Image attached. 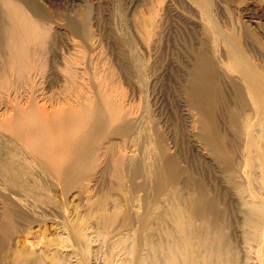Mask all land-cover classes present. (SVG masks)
<instances>
[{
	"label": "rangeland",
	"instance_id": "rangeland-1",
	"mask_svg": "<svg viewBox=\"0 0 264 264\" xmlns=\"http://www.w3.org/2000/svg\"><path fill=\"white\" fill-rule=\"evenodd\" d=\"M34 1L42 11L41 15L35 14L25 0H0L1 25L7 21L1 6L3 3L14 4L21 9L20 17L34 24L38 34L30 44L33 51L30 49L25 54L30 57L5 55L8 50L4 48L7 53H3L5 46L0 41V46L3 44L2 51L0 48L3 53H0V136L4 135L0 140L9 137L8 143L11 142L14 149L4 148L8 155L19 149L20 155L10 153L12 160L6 157L10 162L14 160L13 156H16L15 162L19 159V163L14 164H18L15 166L18 170L9 163L16 176L22 175V179L17 181L16 178L17 186H14L19 188L26 180L28 186L32 180L37 181L32 183V188L27 184L20 186L24 194L18 189L19 196L15 193L16 187L7 188L5 179L8 178L5 177L9 175L3 174L0 178V193H9L12 199H8V203V196H0V264H183L186 263L184 255H179L176 250L177 245L178 249L182 247L178 243L172 245L178 242L172 240L177 236L176 232L184 231L181 228L177 231L176 226L174 229V218L184 219L183 227L190 229H182L193 233H190L191 251L182 248L183 254H189L190 258L186 260L189 264H264V0H210L209 23L226 35L218 40L212 37L210 24L204 19L206 14L202 5L208 0ZM74 27L79 31L76 32ZM122 33L129 37L130 44L123 39ZM232 46L248 66L259 70L261 85L257 90L242 80L239 72L228 69L226 62ZM134 54L139 63L133 59ZM23 63L35 69L29 71L31 69ZM199 67L204 72V94L200 92L197 95L200 100H195L190 95V87L192 76ZM33 106L40 111L45 107L44 111H52V119L58 116V120H51L52 114L47 119L43 116L46 112L42 114L43 110L40 112ZM63 111L65 116L60 115ZM66 114L67 117L71 115L69 119L73 121L79 117L78 123L82 119L86 127L79 126L87 132V127L99 116L107 124L106 130L111 132L106 131L105 138L112 136L103 138L101 148L98 147L102 160L98 159L100 163L96 168L91 166L94 168L87 171L90 173L85 178L90 182L83 177L81 182L67 185L54 163L49 162L54 169L49 163L46 164L49 167L45 166L49 160H44L47 156H43L44 148H55L58 142L62 148L67 144L61 143L62 134L66 131L64 135L70 136L69 128L77 124L71 123L72 120H69L70 124L64 123L68 121V118L64 120ZM140 119L145 122L146 128L142 125L141 129L146 132V144H149L146 159L159 160L158 167L161 168L158 170L162 176L157 172L159 177L156 175L155 180L150 178L151 181L127 175L122 165L127 159L138 156L141 140L136 127ZM51 121L56 129L52 123L50 126ZM57 121L68 131L59 130L61 126ZM125 121L130 122L131 131L127 136L116 134L114 130ZM35 122L40 125L36 126ZM79 126H75L77 131ZM50 127L53 131L48 130ZM50 132L57 138L62 135L61 140L57 142ZM59 132L62 134H57ZM84 132L73 134L80 137L87 133ZM68 136L64 141L70 138ZM52 137L56 144L50 146L55 143ZM3 141H0L1 147L10 146ZM104 152H107L105 156ZM118 158H122V164L118 163ZM43 160L44 165L41 164ZM30 163H35L37 167L32 166L39 170ZM19 164H23L21 169ZM15 169L19 173L24 171L20 175ZM28 169L36 175L39 172L42 181ZM1 180L6 184L3 185ZM152 181L159 186L153 185ZM149 182L152 183L149 185ZM143 185L146 187H141ZM148 185L151 189L156 186L153 190L157 192L149 193L152 190L148 192ZM24 187L31 188H26L30 195L26 191V196ZM142 188H147L149 195ZM14 193L20 198L16 199ZM35 194H40L37 196L40 199ZM31 195H35L39 204ZM144 195L151 197L149 200L155 205L150 202L148 205L146 201L145 207L144 201L148 199ZM21 198L24 201H20ZM28 199H31L30 203ZM19 201L28 204L26 206L33 203L29 208ZM96 201H102L98 202L100 206ZM38 207L42 208H39V214ZM183 211L185 216H182ZM173 230L174 238H171ZM188 232L185 235L188 236ZM89 235L97 240L91 239V242ZM101 240H107L114 248L118 245L117 250L122 253L110 261L105 242ZM168 242L174 248H170ZM172 248H176L173 250L177 253L176 259ZM167 253L173 255L167 256ZM177 255L183 257V262H178L182 259ZM135 257L140 263L135 262Z\"/></svg>",
	"mask_w": 264,
	"mask_h": 264
},
{
	"label": "bare ground",
	"instance_id": "bare-ground-1",
	"mask_svg": "<svg viewBox=\"0 0 264 264\" xmlns=\"http://www.w3.org/2000/svg\"><path fill=\"white\" fill-rule=\"evenodd\" d=\"M207 1V0H206ZM25 2H26V4H27V6L35 13V14H37V15H41L42 14V11H41V9L37 6V4L35 3V1L34 0H25ZM3 3V2H2ZM212 3H213V1H212ZM1 4V3H0ZM1 8H3V9H1V10H3V11H1V13L3 12V17L7 20V21H1L2 22V25L0 24V38L2 39H0V41H3L4 42V46L5 47H3V44L1 45L2 47H3V49L4 48H6V50H8L7 52H6V50L4 49V51L5 52H3V53H7V54H5V55H8L9 53H13V57H14V54H17L16 56L18 57V54H20V55H23L22 57H30L29 56V51H31L30 49H32V51H33V48H32V46L30 47V44L31 43H33V41H34V39H36L38 36V34H37V29H36V27H35V25L33 24V25H31V24H29L28 22H27V20H26V18H24V17H20V13H21V9L20 8H18L16 5H14V4H11V5H7V4H4L3 3V6H1ZM200 8H201V5H200ZM202 9H203V13H205L206 15H204V19L207 21V23H209V18H208V12H210L209 11V9H210V0H208L207 2H205V4H203L202 5ZM210 15V14H209ZM2 17V16H1ZM0 17V18H1ZM4 18H2V19H4ZM4 19V20H5ZM207 23H206V25H207ZM4 24V25H3ZM210 24V31H212L211 32V35H212V37L214 38V39H221V38H223V37H225L226 35L225 34H222L221 32H219V29H217V27L215 26V25H212L211 24V22L209 23ZM208 24V25H209ZM77 27V26H76ZM76 27H74L75 29H76ZM209 27V26H208ZM79 28H77L75 31L76 32H78L79 30H78ZM209 29V28H208ZM123 34V33H122ZM121 34V35H122ZM123 39L126 41V42H128L129 44H130V40H129V37L124 33L123 35ZM2 43V42H1ZM0 46V48H1V51H2V47ZM236 48H234L233 46H232V48L229 50V55H230V58H229V60L226 62V65L229 67H227L230 71L232 70H235V71H237V72H239V74H241L242 76H241V78H242V80L244 79L245 81H246V83L247 84H251L252 86H253V89L254 90H257L259 87H260V85H259V83L261 82L260 81V77H259V75L258 74H260V72H259V70H254L252 67H250V66H248L246 63H245V60L243 59V57L241 56V55H238L237 53H236ZM0 51V53H2ZM28 51V55L26 56L25 54H26V52ZM238 52V51H237ZM2 53V54H3ZM34 53V52H33ZM10 55V54H9ZM20 55H19V57H20ZM8 57V56H7ZM133 57V59L135 60V61H137L136 60V58L137 57H135V54L132 56ZM10 58H12V56L11 57H9V59ZM21 59V58H20ZM23 59V58H22ZM28 59V58H27ZM13 60V59H12ZM16 60H18V58L16 59ZM21 61V60H20ZM18 62V61H17ZM17 62H15L14 64H16ZM21 62H23V61H21ZM138 62V61H137ZM10 63V62H9ZM8 63V64H9ZM13 63V62H12ZM31 63V62H30ZM139 63V62H138ZM20 64V63H19ZM27 65V63H23V65ZM17 65H18V63H17ZM21 65V64H20ZM24 65V66H25ZM226 65H224V66H226ZM19 66V65H18ZM22 66V65H21ZM28 66V65H27ZM27 66H26V68H27ZM34 66V65H33ZM24 68V67H23ZM28 68H30V66H28ZM27 68V69H28ZM32 68V67H31ZM30 68V69H31ZM14 69H16V68H14ZM19 69H20V66H19ZM22 69V68H21ZM35 69V68H34ZM33 69V70H34ZM26 70V69H25ZM32 69L31 70H29V71H33ZM28 72V71H27ZM259 72V73H258ZM203 70H202V68L201 67H199V68H197V70H196V73L192 76V79H191V87H190V95H191V97L192 98H194L195 100H200L199 98H198V94L200 93V92H202L203 91V89H204V78H203ZM263 74V73H262ZM233 75V74H232ZM231 75V76H232ZM236 76V75H235ZM263 78H264V76H263ZM244 81V82H245ZM264 82V81H263ZM245 83V84H246ZM202 94H204L203 92H202ZM76 96V95H75ZM74 96V97H75ZM78 96V95H77ZM31 97V96H30ZM28 98H29V95H28ZM32 98V97H31ZM30 99V98H29ZM33 99V98H32ZM75 99H76V97H75ZM78 99V98H77ZM86 99V98H85ZM34 100V99H33ZM32 100V101H33ZM65 100H66V97H65ZM79 101H80V99H79ZM65 102V101H64ZM74 102H75V100H74ZM27 103H28V101H27ZM67 103V102H66ZM71 103V102H70ZM78 103L79 102H77V105H78ZM26 104V103H25ZM29 104H30V102H29ZM33 104V103H32ZM61 104V103H60ZM72 104V103H71ZM35 105L37 106V104L35 103ZM57 105V104H56ZM62 105V104H61ZM75 105V104H74ZM30 106V105H29ZM42 106H44V104L42 105ZM63 106V105H62ZM62 106H58V107H62ZM70 106H73V105H70ZM26 107H27V104H26ZM37 107H40V106H37ZM23 108V107H22ZM29 108V107H28ZM47 108V107H46ZM66 108H67V106H66ZM65 108V109H66ZM74 108V107H73ZM23 109H25V107L23 108ZM33 109H35V107L33 106ZM36 109H39L38 111H40V108H36ZM35 109V110H36ZM42 110H43V112H42V110L40 111V112H42V114L43 113H45L46 112V114H44L43 116H47L46 118L47 119H50L49 118V116L52 114V111H50V110H48V111H50L51 113H49V112H47V110L46 111H44L45 110V107H43V108H41ZM56 109V108H55ZM58 109V108H57ZM72 108H70V110H71ZM75 109V108H74ZM17 110H20V109H17ZM26 110V109H25ZM29 110V109H28ZM31 110V109H30ZM53 110V109H52ZM58 110H60V108L58 109ZM68 110V109H67ZM67 110H65L66 112H69V111H67ZM77 110V109H76ZM27 111V110H26ZM33 112H34V110H32ZM57 111V110H56ZM60 111H62V108H61V110ZM59 111V112H60ZM74 111V110H73ZM78 111V110H77ZM20 112H21V110H20ZM37 112V111H36ZM55 112V111H54ZM17 113H19V111L17 112ZM35 113V112H34ZM47 113H49V115H47ZM63 114H60V115H64V111L62 112ZM70 113V112H69ZM74 113H75V111H74ZM22 114V113H21ZM31 114H32V112H31ZM39 114V113H38ZM41 114V115H42ZM68 114V113H67ZM67 114H66V117H64V120L65 119H67L68 118V121L67 122H64V123H68L69 122V124H70V121L69 120H72V122L71 123H73V122H77L78 120H76V119H78V118H76L75 119V121H73V119H71L72 117H71V115L69 116V117H71L70 119H69V117H67ZM71 114L73 115V113H72V110H71ZM77 114V113H76ZM75 114V115H76ZM25 115V114H24ZM35 115V114H34ZM40 115V116H41ZM55 115H57V113L56 114H54V116ZM60 115H59V117H60ZM15 116V115H14ZM36 116V115H35ZM39 116V117H40ZM12 117H13V114H12ZM24 117V116H23ZM22 117V118H23ZM38 117V118H39ZM52 117H53V114H52V116H51V120H53V121H55V120H58V116L56 117L55 116V118H57V119H55V118H53L52 119ZM76 117V116H75ZM21 118V117H20ZM37 118V117H36ZM41 118H43V117H41ZM46 118L44 117L43 118V120H46ZM61 118V117H60ZM74 118V117H73ZM13 119H14V117H13ZM55 119V120H54ZM10 120H12L11 118H10ZM60 120V119H59ZM63 120V118H61V120L60 121H62ZM63 120V121H64ZM124 120H126V119H124ZM124 120H123V122H124ZM39 121H40V118H39ZM48 121V120H47ZM50 121V120H49ZM63 121L61 122V123H63ZM82 121V119H79V123L77 122V124H78V126L79 125H81L82 127H86V125L84 124H82L83 123V121ZM85 121V120H84ZM127 121V120H126ZM125 121V122H126ZM43 122H45V121H43ZM58 122V121H57ZM57 122H56V124H57ZM35 123H37L38 124V122H35ZM49 123V122H48ZM51 123H52V126H54L53 125V122L51 121L49 124H50V126H51ZM81 123V124H80ZM105 122H103L102 120H101V117H99V116H97L96 118H95V120H94V123L93 124H90L88 127H87V130H88V132L87 131H85L86 130V128L85 129H82L81 130V126H79V131H77L78 130V127H76L75 128V126L77 125V124H75V126L73 127V126H71V128H69L70 127V125L69 124H66V126L69 128V131H70V133L71 134H73V133H75L74 131L76 130V135L78 134L77 132H87L86 134H85V132H84V134L85 135H83V133H82V135L83 136H80L79 137V135L78 136H76L75 134H73V135H75V137L74 136H72L71 134H70V136H68L67 134L66 135H64L65 133H67L66 131L64 132L63 130H67L68 131V129H64L63 128V126H62V124L61 125H59L60 123L58 122V126H61L60 128H59V130L60 129H63L62 131L64 132L63 134H62V132H59V133H57V134H59L60 135V133L63 135H61L62 137H63V142H61V143H67V144H65V145H63V147L61 148V145H59L60 143L58 142V139L59 138H61V136L60 137H56V136H54L55 134H54V132L52 133V132H50V133H52V135L51 136H54V137H56L55 139H57V144H56V140H54V137H52L53 138V140H52V138H50V140H52V142H55V143H51L50 141H49V139H48V141H49V145H50V143H51V145L50 146H52V145H54V144H56L59 148L57 149V146L54 148H52V149H49L48 148V150L46 149V148H44L45 149V151H44V149L42 150V152L44 151L45 152V154H43V153H41V154H43V156L44 155H46L47 154V156L46 157H48V159L46 158H44V157H42V158H44V160H49V161H46L47 163H45V166H46V164H48L50 161H51V163L54 165V167L56 168H58V169H60V171H61V177L60 178H62L61 180H63V182H66V184L67 185H69L68 183H70V185H71V183H74V182H78L80 179L82 180V178L84 177L85 178V176L87 177V175L86 174H89L87 171L90 169V168H94V167H91V166H95V168H96V166L98 165V163H100V161L102 160H100V157H99V155H98V152H99V150H98V147L99 148H101L100 147V145H101V141H104L106 138H109V137H111L112 135H107L108 137H106L105 138V133H106V129H108L106 126H107V124L105 125L104 124ZM47 124V123H46ZM55 124V123H54ZM40 124H38V125H36V126H39ZM44 125V124H43ZM65 125V124H64ZM88 125V124H87ZM142 125H144V127H145V122H144V120L143 119H140L138 122H137V127H136V133L138 134L137 136H139L138 138H139V140H141L140 141V144H139V153L137 154L138 156L135 158V159H127L126 160V162L125 163H121V159L120 158H118L119 159V161H118V159H116L117 161H118V163L120 164H122L123 165V169H124V173H127V175H129V176H132L133 178H138V177H141V178H149V181H151V179L150 178H153V177H155L156 175H157V172H159V175H161L160 174V170H158V169H161L160 167H158V164H159V160L157 161V162H155V160L156 159H154V161L153 160H148V159H146V156H148V153L146 154V156H145V152H147L146 150H148L147 149V145H149V144H146V142H148V140L146 141V137H145V133H143V131H142V129H141V126ZM56 126V125H55ZM54 126V128L56 129V127ZM66 126H64V127H66ZM118 126H120V127H118ZM117 127V129H115L114 130V132L116 133V134H118V133H120V135L122 134L123 136H127L128 135V133H129V131H131V126H130V122H126V123H124V125L122 124V125H118ZM43 127V126H42ZM42 127H40V128H42ZM46 127H47V125H46ZM46 127H44V128H46ZM66 127V128H67ZM39 128V127H38ZM53 128V127H52ZM52 128L50 127V128H48V130H51V131H53L52 130ZM73 128V129H72ZM146 128V127H145ZM27 129H28V127H27ZM29 129H30V126H29ZM54 129V131H56ZM75 129V130H74ZM30 130H32V128L30 129ZM44 130V129H43ZM58 130V131H59ZM109 130H111V129H109ZM143 130H145L144 128H143ZM12 131V130H11ZM15 131V130H14ZM27 131V130H26ZM45 132H46V130H44ZM73 131V132H72ZM112 131V130H111ZM147 131V130H146ZM13 132V131H12ZM19 132V131H18ZM33 132H34V130H33ZM32 132V134L34 135V133ZM36 132H38L37 130H36ZM40 132H41V130H40ZM57 132V131H56ZM113 132V133H114ZM16 133H17V131H16ZM107 133H109V131H107ZM114 133V134H115ZM125 135H124V134ZM15 134V133H14ZM18 134V133H17ZM20 134V133H19ZM23 134V133H22ZM31 134V133H30ZM44 134V133H43ZM42 134V135H43ZM47 134V133H46ZM68 134H69V132H68ZM80 135H81V133H79ZM109 134H111V132L109 133ZM127 134V135H126ZM38 135V134H37ZM50 135V134H49ZM48 135V136H49ZM119 135V134H118ZM4 136V135H3ZM3 136L1 137L0 136V138H3ZM15 136V135H14ZM22 136V135H21ZM58 136V135H57ZM66 136H68V137H70V138H68V139H66V141H64L65 140V138H67ZM72 136V137H71ZM146 136H147V134H146ZM7 137L8 136H6V140H4L3 141V139H1L0 141H3V142H5V141H7V143H8V141L9 140H7ZM24 137V136H23ZM45 137H47V136H45ZM65 137V138H64ZM9 138V137H8ZM18 138V137H17ZM32 138V137H31ZM103 138H105L104 140H102ZM110 139V138H109ZM40 140V139H39ZM44 140V139H43ZM59 140H61V139H59ZM67 140H68V142H67ZM12 141V140H11ZM46 141V140H45ZM44 141V142H45ZM35 142V141H34ZM47 142V141H46ZM45 142V143H46ZM0 143H2V142H0ZM6 143V142H5ZM4 143V144H5ZM7 143H6V145H7ZM11 143V142H10ZM10 143H8V145H10V146H2L1 147V145L2 144H0V170H2V174H0V178L2 179V175L4 174L5 176L6 175H9V177H5V178H8V179H5V181L7 182V184H8V187L7 188H9L11 185H13L12 187H16L17 186V183L15 184V180H16V178H17V181H18V179H20L21 178V171H24L25 170V168L27 167V166H25V168H24V170H20L21 169V167H23L21 164H19V167L18 168H20L19 170H20V173L17 171L18 169H17V167H15V166H17V165H14V164H16L17 162H18V160L16 159V162H15V158L14 157H16V156H13V161L12 162H15V163H12V162H10V160L9 159H7L6 157H12V156H10L11 154V152L13 151H11L10 153L9 152H7V153H9V155L8 154H6V152L4 151V148H7L8 150H9V148L12 146V144H10ZM48 143V142H47ZM14 145V144H13ZM32 145V144H31ZM103 145V144H102ZM15 146V145H14ZM45 146V145H44ZM66 146V147H65ZM16 147V146H15ZM33 147H35V146H33ZM32 147V148H33ZM37 147V146H36ZM47 147V146H46ZM49 147V146H48ZM11 148H13V147H11ZM17 148V147H16ZM51 148V147H50ZM103 148H105V147H103ZM14 149V148H13ZM22 149V148H21ZM108 149V148H107ZM6 150V149H5ZM11 150V149H10ZM17 150V149H16ZM35 150V149H34ZM39 150V149H38ZM38 150L36 151V152H38ZM41 150V149H40ZM104 150V149H103ZM102 150V151H103ZM106 150V149H105ZM7 151V150H6ZM18 151H19V149H18ZM18 151H16L17 153H18ZM107 151V150H106ZM13 152H15V151H13ZM15 152V153H16ZM100 152H101V150H100ZM108 152V151H107ZM107 152H104V156H105V154L107 153ZM17 153L15 154V155H17ZM33 153V152H32ZM13 154V153H12ZM19 155H20V153H18ZM64 154V157H61L62 155ZM103 154V153H102ZM108 154H110V151L108 152ZM6 155H8V156H6ZM18 155V156H19ZM37 155V154H36ZM38 156V155H37ZM103 156V157H104ZM109 156V155H108ZM24 156H22V158H23ZM110 157V156H109ZM20 158V157H19ZM22 158L20 159V160H22ZM102 158V157H101ZM149 158H152V157H149ZM156 158H159V156L158 157H156ZM25 158H23V160H24ZM100 161H99V160ZM107 159V158H106ZM9 160V161H8ZM11 160H12V158H11ZM43 160V163H41V164H43L44 165V161ZM98 160V161H97ZM25 161H27V159H25ZM111 161H112V159H111ZM111 161L109 160L108 162H110L111 163ZM114 161V160H113ZM27 162H29V161H27ZM27 162L25 163L24 161H23V163H25V164H27ZM95 162L97 163V164H95ZM9 163H11V164H13L12 165V167H14V168H16L15 169V171H17V173L18 174H20L21 176H16V172H13L14 170L11 168V166H9L10 164ZM19 163V162H18ZM39 163H40V160H39ZM51 163H49L50 164V166H51V169L53 168L52 166L53 165H51ZM109 163V164H110ZM157 163V164H156ZM24 164V165H25ZM29 164V163H28ZM31 164V166H32V164L33 163H30ZM93 164V165H92ZM105 164V163H104ZM21 165V166H20ZM33 165H35V163L33 164ZM40 165V164H39ZM36 167H37V165H35ZM30 166H28L27 168H29ZM33 168H34V166H32ZM34 168V169H36V171H38L39 169L38 168ZM46 167H49V166H46ZM122 167V166H121ZM4 170H3V169ZM26 168V169H27ZM98 168V167H97ZM12 169V170H11ZM23 169V168H22ZM30 169H31V167H30ZM38 169V170H37ZM54 169V168H53ZM122 169V168H121ZM122 169V170H123ZM33 170V169H32ZM56 170V171H55ZM54 171L56 172V173H59V172H57L58 170L57 169H55ZM91 170H93L92 172L94 173V171L96 170H94V169H91ZM158 170V171H157ZM27 171H30L29 169L27 170ZM35 171V170H34ZM53 171V170H52ZM30 172H32V171H30ZM96 172V171H95ZM25 173H26V171H25ZM28 173V172H27ZM33 173V175H36V174H34V172H32ZM37 173V172H36ZM39 173V172H38ZM38 173H37V175H36V177L37 178H40L41 179V177L40 176H38ZM93 173H91V177H92V175H93ZM102 173V172H101ZM123 173V174H124ZM50 174V173H49ZM28 175V174H27ZM29 175H31L30 173H29ZM28 175V176H29ZM125 175V174H124ZM126 175V176H127ZM159 175H157V177H159ZM24 176H25V174H24ZM42 176V175H41ZM57 176V177H58ZM162 176V175H161ZM161 176H160V178H161ZM19 177V178H18ZM32 177V176H31ZM30 177V178H31ZM34 177V176H33ZM89 177V179L91 178L90 176H88ZM93 177H94V175H93ZM92 177V178H93ZM100 177V176H99ZM157 177H156V179H157ZM159 178V179H160ZM22 179V178H21ZM23 179H26V177L25 178H23ZM33 179H35V177L33 178ZM46 179V178H45ZM86 179V178H85ZM129 180H131L130 178H128ZM154 179V178H153ZM152 179V180H153ZM37 180V179H36ZM60 180V179H59ZM87 180V181H86ZM86 180H83V181H86V182H90V181H88V178L86 179ZM90 180H92V179H90ZM155 180V179H154ZM153 180V181H154ZM2 181V180H1ZM20 181L21 180H19V183H20ZM27 181V180H26ZM26 181H24V182H21V183H24L23 185H21V184H19V188L18 187H16V192L15 193H19V192H17V190L18 189H20L21 187L20 186H25L26 184H25V182ZM39 181V180H38ZM40 181H42V179L40 180ZM94 181V180H93ZM152 181V182H153ZM157 181V180H156ZM3 182V185L4 184H6L4 181H2ZM28 182V181H27ZM29 182H31V181H29ZM33 182H35V180L33 181L32 180V182L31 183H29L30 185V187H31V185H32V183ZM37 182V181H36ZM35 182V183H36ZM61 182V181H60ZM79 182H81V181H79ZM131 182V181H130ZM152 182H149V185L152 183ZM155 182V181H154ZM153 182V185L155 184V183H157V182H155L154 183ZM159 183H161V182H159ZM14 184L16 185V186H14ZM143 184V183H142ZM1 185V184H0ZM2 185V186H3ZM85 185V184H84ZM148 185V192L150 191V189L151 188H149L150 186ZM153 185H151V186H153ZM155 185H157V184H155ZM162 185V184H161ZM6 186V185H5ZM4 186V187H5ZM26 186H28V184L26 185ZM28 186V187H29ZM35 186H37V184L36 185H34V187ZM86 186L88 187V185L86 184ZM157 186H159V185H157ZM12 187H11V189H12ZM32 187H33V185H32ZM31 187V188H32ZM141 187H146V185H143V186H141ZM156 186H154V187H152V191H150L149 193H153L155 190H153V188H155ZM0 188H2V187H0ZM25 189L27 188V187H24ZM31 188H27V189H31ZM159 188V187H158ZM10 189V188H9ZM9 189H8V191H9ZM22 189H23V187H22ZM22 189H20L21 191H20V193L23 191ZM27 189L26 190H24L25 191V194H26V191H27ZM147 189V188H146ZM146 189H144L145 190V193L147 192L146 191ZM155 189H157V187L155 188ZM3 190H6L5 188H3ZM33 190V189H32ZM36 190V189H35ZM41 190V189H40ZM142 190H143V188H142ZM144 190H143V192H144ZM1 192H2V190H0ZM7 191V190H6ZM6 191H5V193H6ZM7 191V192H8ZM19 191V190H18ZM30 191V190H29ZM29 191H27L28 192V194H29ZM160 191V190H159ZM9 192H13V191H9ZM35 192V191H34ZM33 192V193H34ZM147 192V193H148ZM157 191H155V193H156ZM15 193H14V195H15ZM18 194L19 196L22 194ZM32 193V192H31ZM39 193V192H38ZM149 193L148 194H146V195H149ZM155 193H153V194H155ZM3 194H4V191H3ZM3 194H1L0 193V196L1 195H3ZM23 194H24V192H23ZM22 194V195H23ZM37 194V193H36ZM35 194V195H36ZM4 195H6V194H4ZM9 195V193L6 195V196H3V197H7ZM13 195V196H14ZM30 195V194H29ZM34 195V196H35ZM38 195H40V194H38ZM38 195H36V197L38 196ZM146 195H144V196H146ZM151 195V194H150ZM10 196L12 197V194H10ZM26 196H28L27 194H26ZM32 196V195H31ZM31 196H30V198H31ZM34 196H32V197H34ZM143 196V197H144ZM153 196H155V195H153ZM157 196V195H156ZM2 197V196H1ZM9 197V196H8ZM15 197H17L16 199H18V198H20V197H18L17 195H15ZM22 197V196H21ZM36 197H34V200L37 202V200H36ZM147 197V199L149 200V199H151V197L150 198H148V196H146ZM8 199L10 200L11 198L9 197V198H7V200L6 201H8ZM26 200H27V197L25 198ZM31 199H33V198H31ZM31 199H30V201H31ZM37 199H40V196H39V198L37 197ZM145 199V198H144ZM152 199H153V197H152ZM12 200V199H11ZM23 200V198H21L20 199V201H22ZM25 200V201H26ZM146 200L145 199V201H144V205H145V207H147L146 205H147V203H146V201L148 202V205H149V202H150V205H155L154 203H152L151 204V201L149 200ZM17 201V200H16ZM15 201V202H16ZM19 201V203L20 204H22V203H24V202H20ZM24 201V200H23ZM28 201H29V199H28ZM30 201H29V203H30ZM33 201V200H32ZM35 201H33L34 203H35ZM38 201H41V200H38ZM143 201V200H142ZM12 202V201H11ZM13 202H14V200H13ZM18 202V201H17ZM32 202V203H33ZM48 202V201H47ZM97 202V201H96ZM99 202V201H98ZM98 202L96 203V204H98ZM100 202H102V201H100ZM99 202V203H100ZM8 203H9V201H8ZM28 203V202H27ZM31 203V204H32ZM38 204H39V202H37ZM109 203V202H108ZM11 204V203H10ZM13 204H15V203H13ZM30 204V205H31ZM36 204V203H35ZM38 204H36V205H38ZM42 204V203H41ZM83 204V203H82ZM157 204V203H156ZM19 205V204H18ZM23 205H25V203L23 204ZM26 205H28V204H26ZM25 205V206H26ZM30 205L29 206H26V207H29L30 208ZM143 205V206H144ZM16 206H17V203H16ZM32 206H34V205H32ZM44 205H42L41 207H43ZM75 206H78V205H75ZM94 206V205H93ZM97 206H100L99 204L97 205ZM108 206V205H107ZM18 207V206H17ZM36 207V209H37V206H35ZM41 207H38V214H39V208L40 209H42ZM81 207V206H80ZM88 207V206H87ZM154 207V206H153ZM21 208H22V206H21ZM25 208V207H24ZM33 208V207H32ZM31 208V209H32ZM78 208V210H76V208H75V210H76V212H78L79 211V207H77ZM96 208V207H95ZM100 208V207H99ZM150 208V207H149ZM157 207L155 206V209H156ZM35 209V208H34ZM33 209V210H34ZM74 209V208H73ZM91 209V208H90ZM145 209V208H144ZM152 209H154V208H152ZM170 209V208H169ZM175 209H176V206H175ZM173 210V211H176V210ZM33 210H30L31 212H33ZM37 211V210H36ZM85 211V210H84ZM98 211V210H97ZM173 211H171V212H173ZM177 211H178V208H177ZM176 211V212H177ZM34 212H35V210H34ZM68 212V211H67ZM95 212V211H94ZM185 211H183V213H184ZM36 213V212H35ZM41 213L43 214V211H41ZM98 213V212H97ZM174 213V212H173ZM178 213V212H177ZM37 214V213H36ZM41 214V215H42ZM91 214V213H90ZM171 214V213H170ZM181 214V213H180ZM179 214V215H180ZM185 214L186 213H184V215H182V216H185ZM88 215V214H87ZM172 215V214H171ZM174 216H175V213L173 214ZM177 215V214H176ZM34 216V215H33ZM40 216V215H39ZM43 216V215H42ZM41 216V217H42ZM69 216V215H68ZM99 217V216H98ZM144 217V216H143ZM36 218L37 217H35V220H36ZM146 218V217H145ZM177 218H179V217H177ZM182 218V217H181ZM188 218V217H187ZM100 219H101V217H100ZM40 220V219H39ZM102 220V219H101ZM128 220V219H127ZM132 220V219H131ZM142 220V219H141ZM183 220V221H182ZM37 221V220H36ZM174 221L176 222V225H175V222L173 223V226H174V229L177 227V228H179V229H177L176 228V230L178 231V230H180V228H181V230H182V232L183 233H180V231L178 232V234H177V232H176V237H175V239H173L172 240V242L174 241V240H178V242H174L172 245H174L175 244V246H176V244L178 243V244H180V247H182V248H184L185 249V251L187 252L188 251V249L191 251V247H192V240H191V235H190V231L188 232V230L190 229V228H187L186 226H184L183 227V224H186V222H184V219H181V221L183 222V223H181V221H180V219L179 220H176V218H174ZM187 221V220H186ZM125 222V221H124ZM131 222V221H130ZM173 221H171V223H172ZM98 223V222H97ZM96 223V224H97ZM103 223V221L101 222V224ZM126 223V222H125ZM125 223H124V225H125ZM133 223V222H132ZM142 223V222H141ZM144 223V222H143ZM99 224V223H98ZM145 224V223H144ZM104 225V224H103ZM123 225V226H124ZM127 225V224H126ZM126 225H125V227H126ZM130 225V224H129ZM143 225V224H142ZM97 226V225H96ZM123 226H122V229H125V227L123 228ZM128 226V225H127ZM145 226H146V224H145ZM176 226V227H175ZM85 227V226H84ZM98 228H100L99 226H97ZM129 227V226H128ZM127 227V228H128ZM86 228H88V227H86ZM92 228V227H91ZM95 228V227H94ZM101 228H103V227H101ZM100 228V229H101ZM143 228V227H142ZM182 228H184V229H188V230H184V229H182ZM93 229V228H92ZM94 230V229H93ZM97 231H99V229H96ZM95 230V231H96ZM84 231H85V228H84ZM86 232H88V231H86ZM85 232V233H86ZM102 232V231H101ZM174 232V230L173 231H171V233H173ZM186 232H188L187 234H189L188 236L187 235H185V233ZM84 233V232H83ZM85 233H84V235H85ZM96 233V232H95ZM94 233V234H95ZM179 233H180V236L178 237V235H179ZM89 234V233H88ZM92 234V233H91ZM93 234V235H94ZM100 234V233H99ZM192 235H193V233H191ZM169 236H170V234H168ZM88 236V235H87ZM101 236H103V235H101ZM89 237H90V241H91V239L92 240H94L95 239V241L97 240L96 238H92V235L90 236L89 235ZM89 237L87 238V239H89ZM96 237H97V235H96ZM174 238V233H173V236H171V238ZM178 237V238H177ZM85 238H86V236H85ZM98 238V237H97ZM167 238H169V237H167ZM101 239V238H100ZM103 239V238H102ZM192 239H193V236H192ZM193 240H195V239H193ZM85 241H86V239H85ZM100 241V240H99ZM105 242V249H106V255H107V257H109L110 259V261H113V257L115 258L116 256H118V254H120V253H122L121 252V250H117V248L119 247L117 244L118 243H115V244H113L112 243V245H117L115 248H114V246L112 247L111 246V244H110V242H107V240H101V242ZM91 242H93V241H91ZM102 242V243H103ZM116 242V241H115ZM117 242H119V241H117ZM88 242L86 241V244H87ZM109 243V244H108ZM89 244V243H88ZM120 244V243H119ZM122 244V243H121ZM120 244V245H121ZM168 244H169V242H168ZM192 244V245H191ZM165 245H166V243H165ZM170 245V244H169ZM202 245V244H201ZM121 247V246H120ZM171 247H173V246H171L170 245V248ZM178 245L176 246V250L178 251L177 253L179 254V255H184V258H185V262L186 263H184L183 262V257L181 258V256H178L179 258H181L182 259V261H178L179 263L180 262H183V264H189V261H186V260H188L187 258L189 257V254H185V252H184V254H183V251H182V248H180V249H178ZM127 248V247H126ZM129 248V247H128ZM174 248V247H173ZM172 248V250H171V252L173 251V250H175V249H173ZM123 249V248H122ZM218 249V248H217ZM117 250V251H116ZM175 250V251H176ZM179 250H181L180 252H179ZM116 251V252H115ZM124 251V250H123ZM175 251H173L172 253H174ZM189 251V252H190ZM212 251V250H211ZM120 252V253H119ZM213 252V251H212ZM215 252V251H214ZM171 253V254H172ZM176 252H175V254L173 255V258L174 259H176L175 257H176V254H177ZM181 253V254H180ZM125 254V253H124ZM142 253H140V258H139V261L141 262L142 260L141 259H143V257H142V255H141ZM168 254V253H167ZM166 254V255H167ZM171 254H168L167 256H169V255H171ZM215 254V253H214ZM187 257H186V256ZM219 255V254H218ZM122 255H120V257H121ZM165 256V255H164ZM166 256V257H167ZM134 257V256H133ZM136 257H137V255H136ZM135 257V258H136ZM138 257H139V255H138ZM137 257V258H138ZM170 257H172V256H170ZM177 257V258H178ZM136 258V261L135 262H137V263H140L139 261H137L138 259ZM145 258V257H144ZM169 258V257H168ZM167 258V259H168ZM190 258V257H189ZM116 259V258H115ZM120 259V258H119ZM170 259V258H169ZM168 259V260H169ZM172 259V258H171ZM109 260L108 259H106V262L108 261L109 262ZM118 260V259H117ZM170 261V260H169ZM174 261V260H173ZM176 261V260H175ZM216 261V260H215ZM177 262V261H176ZM177 262V263H178ZM217 262V261H216ZM112 263V262H111ZM115 263V262H114ZM113 264V263H112ZM140 264H142V262L140 263ZM217 264V263H216Z\"/></svg>",
	"mask_w": 264,
	"mask_h": 264
}]
</instances>
